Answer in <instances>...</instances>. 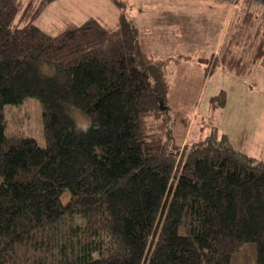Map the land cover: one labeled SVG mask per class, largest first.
<instances>
[{
    "label": "trees",
    "instance_id": "16d2710c",
    "mask_svg": "<svg viewBox=\"0 0 264 264\" xmlns=\"http://www.w3.org/2000/svg\"><path fill=\"white\" fill-rule=\"evenodd\" d=\"M51 1L20 27L18 0H0V264H234L250 243L264 264V161L219 130L180 147L172 59L127 16L52 35L34 22ZM248 1L254 13L213 63L224 50L238 75L264 67V0ZM28 97L42 103L46 146L6 135L7 106ZM69 113L91 120L86 133Z\"/></svg>",
    "mask_w": 264,
    "mask_h": 264
},
{
    "label": "rangeland",
    "instance_id": "374dc122",
    "mask_svg": "<svg viewBox=\"0 0 264 264\" xmlns=\"http://www.w3.org/2000/svg\"><path fill=\"white\" fill-rule=\"evenodd\" d=\"M18 2L14 25L22 27L27 21L21 16L36 12L41 0ZM255 8L248 0H52L34 22L56 35L90 17L115 27L127 16L141 30L143 45L153 56L172 59L168 105L175 122L174 141L183 142V147L187 140L191 144L219 130L236 150L264 161V67L235 74L222 62L224 50L213 64L224 38L232 42L234 27ZM255 30L249 29L250 34ZM42 116V103L35 97L8 105L6 135L32 136L46 146ZM255 263L256 246L250 243L234 264Z\"/></svg>",
    "mask_w": 264,
    "mask_h": 264
},
{
    "label": "clouds",
    "instance_id": "9594fccd",
    "mask_svg": "<svg viewBox=\"0 0 264 264\" xmlns=\"http://www.w3.org/2000/svg\"><path fill=\"white\" fill-rule=\"evenodd\" d=\"M70 116H73L76 119V124H77V130L81 132H87L90 125H91V120L83 117V116H75L74 113H69Z\"/></svg>",
    "mask_w": 264,
    "mask_h": 264
},
{
    "label": "crops",
    "instance_id": "0c3cea01",
    "mask_svg": "<svg viewBox=\"0 0 264 264\" xmlns=\"http://www.w3.org/2000/svg\"><path fill=\"white\" fill-rule=\"evenodd\" d=\"M219 45V44H218Z\"/></svg>",
    "mask_w": 264,
    "mask_h": 264
}]
</instances>
